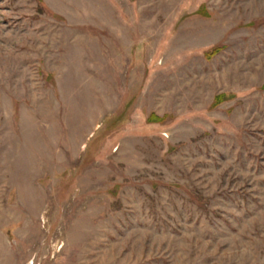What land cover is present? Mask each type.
<instances>
[{
  "label": "rangeland",
  "instance_id": "obj_1",
  "mask_svg": "<svg viewBox=\"0 0 264 264\" xmlns=\"http://www.w3.org/2000/svg\"><path fill=\"white\" fill-rule=\"evenodd\" d=\"M0 264H264V0H0Z\"/></svg>",
  "mask_w": 264,
  "mask_h": 264
},
{
  "label": "trees",
  "instance_id": "obj_2",
  "mask_svg": "<svg viewBox=\"0 0 264 264\" xmlns=\"http://www.w3.org/2000/svg\"><path fill=\"white\" fill-rule=\"evenodd\" d=\"M219 99V98H218ZM220 100V99H219ZM217 103H220V101L219 102H217Z\"/></svg>",
  "mask_w": 264,
  "mask_h": 264
}]
</instances>
